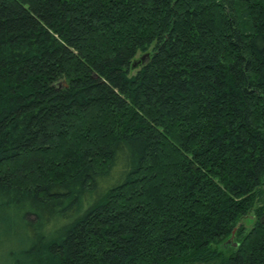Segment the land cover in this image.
<instances>
[{
  "label": "trees",
  "instance_id": "obj_1",
  "mask_svg": "<svg viewBox=\"0 0 264 264\" xmlns=\"http://www.w3.org/2000/svg\"><path fill=\"white\" fill-rule=\"evenodd\" d=\"M0 211L12 264H264V0H0Z\"/></svg>",
  "mask_w": 264,
  "mask_h": 264
},
{
  "label": "rangeland",
  "instance_id": "obj_2",
  "mask_svg": "<svg viewBox=\"0 0 264 264\" xmlns=\"http://www.w3.org/2000/svg\"><path fill=\"white\" fill-rule=\"evenodd\" d=\"M134 68L130 70L131 73L134 72ZM6 211H0V264H12L14 258H9L12 256H18L16 251L26 247V242L24 239V234L22 233L19 223L11 215H8ZM245 227L250 225L251 219H245ZM234 241L232 238L230 240ZM16 249V250H15ZM11 252H13L11 254ZM193 264H204V263H193Z\"/></svg>",
  "mask_w": 264,
  "mask_h": 264
},
{
  "label": "water",
  "instance_id": "obj_3",
  "mask_svg": "<svg viewBox=\"0 0 264 264\" xmlns=\"http://www.w3.org/2000/svg\"><path fill=\"white\" fill-rule=\"evenodd\" d=\"M147 55L146 52L142 53L141 55H139V57L134 58L131 61V66H135L138 62L142 61L144 56ZM233 238V233H231L230 237L226 240V242H230V240ZM232 242V241H231ZM233 245H235V242H232Z\"/></svg>",
  "mask_w": 264,
  "mask_h": 264
}]
</instances>
